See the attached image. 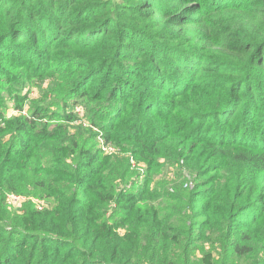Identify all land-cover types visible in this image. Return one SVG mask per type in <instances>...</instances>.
Instances as JSON below:
<instances>
[{"label":"trees","instance_id":"obj_1","mask_svg":"<svg viewBox=\"0 0 264 264\" xmlns=\"http://www.w3.org/2000/svg\"><path fill=\"white\" fill-rule=\"evenodd\" d=\"M3 42L20 56L24 51H36L51 59L70 52L95 65L97 74L132 69L129 73L139 77L140 83L163 91L168 97L160 102L156 95L141 89L121 99L130 123L123 131L144 158L171 149L174 142L182 145L196 139L201 130L214 133L221 143H230L226 136L246 133L247 116L264 111V0H0V46ZM117 81L128 84L121 74ZM160 115L166 117L164 126L146 122ZM67 117L71 120L73 115ZM105 125L108 139L118 142L117 136L108 132L117 124L111 128ZM33 127L28 119L0 127V137L11 131L17 134L19 146L6 170V159L0 162V181L8 183L9 191L18 170L26 171L32 157L54 158L65 149L58 134ZM208 138L203 136L200 141ZM101 155L87 150L89 170L81 174L82 179L78 176L73 181L84 184V202H78L74 194L58 196L54 210H27L23 218L26 227L19 228L16 244L17 230L0 226V264H142V259L146 264L172 263L168 257L175 255V250L169 252L171 247L163 249L164 243L160 244L170 230L164 229L165 217L152 207L134 206L142 193L131 198L120 192L115 199L117 204L123 199L128 202L123 207L127 215L122 221L126 225L122 236L116 230L121 222H93V215L98 216L94 201H105L98 191L108 188L102 179L108 177L113 183L119 174V169ZM235 157L264 170L263 150H241ZM202 190L206 192L207 187ZM263 193L257 194L259 199ZM203 197L208 201V196ZM228 201L226 197L224 205ZM61 229L69 237L79 234L82 239L80 262L68 260V248L61 252V246L70 244L56 236ZM29 238L46 243L37 258L38 243L22 254ZM50 240L53 245L47 243ZM234 248L239 254L250 251L247 246Z\"/></svg>","mask_w":264,"mask_h":264},{"label":"rangeland","instance_id":"obj_2","mask_svg":"<svg viewBox=\"0 0 264 264\" xmlns=\"http://www.w3.org/2000/svg\"><path fill=\"white\" fill-rule=\"evenodd\" d=\"M5 42L0 46V127L5 128L7 122L13 124L28 119L33 128L44 127L58 134L65 148L54 158L32 157L26 171L18 170L12 191L7 190L8 183L0 181V226L17 230L13 244L20 240L19 228L26 227L23 218L27 210H54L58 196L74 194L78 202L87 199L84 184L73 181L78 176L82 179L81 174L89 170L85 152L97 150L119 169V174L113 183L108 177L102 179L108 188L98 191L105 201H94L93 210L98 213V216H90L94 223L103 220L122 223L127 215L123 207L128 202L123 199L117 204L115 199L120 192L131 198L142 193V199L138 198L134 206L154 208L159 216L165 217L164 229L170 227L160 244L164 243L163 249L171 247L169 252L175 250V255L168 257L171 264H264V195L260 199L257 195L264 192V170L246 165L235 157L241 150L264 151L262 109L254 117L247 116L245 123L249 126L245 134L226 136L230 143H221L214 133L201 130L196 139L182 145L174 142L171 149L144 158L123 131L130 123L129 111L125 112L121 99L141 89L156 95L155 100L160 102L168 97L163 91H154L140 83L139 77L129 73L132 69L109 73L102 70L97 74L95 65L70 52L53 55L51 59L36 51H24L20 56ZM118 74L128 84L118 82ZM184 103L192 105L190 101ZM142 110L147 111L145 107ZM69 115H73L71 120ZM160 116H152L146 122L164 126L166 117ZM115 123L116 127L108 132L117 136L118 142L109 140L103 129L104 124L111 128ZM16 135L9 131L0 137V162L6 159L4 170L19 150ZM203 136L209 138L200 141ZM34 164H37L35 169ZM205 187L207 190L203 192ZM9 192L29 200L8 205ZM146 196L153 198L145 201ZM203 196H208V201ZM226 197L229 201L224 205ZM211 198L216 200L210 203ZM31 199L41 202V208ZM116 230L122 236L126 225L122 223ZM56 236L70 243L61 246V252L70 250L68 260L80 262L83 255L79 234L69 237L61 229ZM36 243L34 258H37L46 247L45 241L27 239L22 254H27L31 244ZM47 243L53 245L54 241ZM235 245L247 246L250 251L239 254ZM156 259L160 261L159 257ZM146 263L147 260L142 259V264Z\"/></svg>","mask_w":264,"mask_h":264},{"label":"built area","instance_id":"obj_3","mask_svg":"<svg viewBox=\"0 0 264 264\" xmlns=\"http://www.w3.org/2000/svg\"><path fill=\"white\" fill-rule=\"evenodd\" d=\"M6 200H7V204L8 205L15 206V204L23 203V202H25L26 200H29V199L25 198L24 196L16 195L14 193L9 192L6 195ZM31 200L33 202H35L36 204H38V207L41 208V206H40L41 202H38L37 199H31Z\"/></svg>","mask_w":264,"mask_h":264}]
</instances>
